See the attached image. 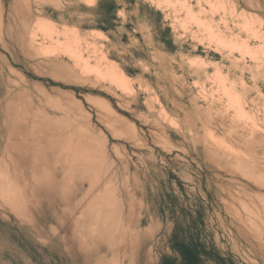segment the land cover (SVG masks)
<instances>
[{"label": "rangeland", "instance_id": "1", "mask_svg": "<svg viewBox=\"0 0 264 264\" xmlns=\"http://www.w3.org/2000/svg\"><path fill=\"white\" fill-rule=\"evenodd\" d=\"M0 108V264L103 239L101 264H181L173 241L264 264V0H0ZM7 123L69 161V220L13 209Z\"/></svg>", "mask_w": 264, "mask_h": 264}, {"label": "bare ground", "instance_id": "2", "mask_svg": "<svg viewBox=\"0 0 264 264\" xmlns=\"http://www.w3.org/2000/svg\"><path fill=\"white\" fill-rule=\"evenodd\" d=\"M39 29H40V27H39ZM35 30L36 31L38 30L37 29V25H36V29ZM40 30H38V32H40V34H41ZM42 30H44V28ZM33 31L34 30H32L30 32H33ZM48 32H50V31L48 30ZM28 35L30 36L32 34H28ZM41 35H42V37H44L43 34H41ZM32 38L34 39L35 37L33 36ZM32 38H31V40H32ZM38 38L40 39L39 35H38ZM27 39H29V38H27ZM32 41H34V40H32ZM27 43L28 44L30 43V39H29V41H27ZM31 44H33V42ZM39 49H41V48H39ZM26 53H27V55H29L28 54L29 51L26 52ZM43 54H44V52H43ZM4 106H5V104H4ZM11 108H12V106H11ZM12 109H11V111H13ZM0 110H1V108H0ZM3 113H5V112H3ZM14 115L16 116V114H14ZM16 117H18V116H16ZM20 121H22V120H20ZM30 121H32V120H30ZM8 122L10 123V121H8ZM24 123H26V122H24ZM14 124H11L9 126L8 123H7V125H8L7 126V131L5 132L6 133V135H5L6 137H5L4 144H3L2 148H1V150L3 152V149H4V151L7 152V159L9 161L10 169L13 171L12 174L15 175V178H13V182L15 183V185H18V184L22 183V186L24 188V194L23 193L21 195L19 193L17 194L16 190H10V189L7 188L8 189L7 191H10L9 194L12 197V198L11 197L9 198L7 196V199H11L12 204H14L13 205V209H15V212L21 217H25L27 215L26 212L28 211L29 215H32L34 217H36L39 213L44 212L45 213L44 219H43V217H41L40 214L37 216V220L39 222L46 221V222L54 223V221H55L56 223H61L64 219L69 220V207L66 206L65 209H63V208L61 209L60 213L62 215H59V214L55 213V209H56L55 208L56 207L55 206V201H57L58 198L62 199V202H60V203H62L64 205L65 204H69V186H68V183L65 182V177L64 176L62 177V173L66 169V165H67L66 162L68 163L69 161H65L64 158H61L60 161H59V164L57 165L56 163H54V162H57V160L54 159L53 157L60 156L59 153H56V154H54L52 156H51V153H49L48 155H44V154L41 155L42 154L40 152L41 148L39 146L41 145L42 142H45L47 144L48 143V138H46L44 135H40V133L36 132L34 127H33L34 125H32V124L29 125V126H31V128H28V126L26 125L27 127H22L20 131H16V129L14 128ZM2 125H4V124H2ZM21 126H23V125H21ZM0 128H2V126ZM5 128H6V126H5ZM1 131H2V129H0V133H1ZM101 156H104V155H101ZM101 160H99V161H101ZM44 166L47 167L50 170V173H46V171L44 170ZM43 180H46V182L44 183ZM10 186L13 187V185H10ZM87 192H88V190H87ZM130 196H131V194H130ZM41 197H42V200H41ZM19 198H20L21 204H17V201H18ZM43 198H45L46 201H47L46 206L43 205V201H44ZM11 202H8V204H11ZM79 202H80V200H79ZM115 204H117V203L115 202L114 205ZM99 206L102 207V205H99ZM128 210H130V209H128ZM35 224H36V222H35ZM90 228H92V227H90ZM66 231H67V228L65 227V232ZM94 231H95V228H94ZM49 232H52V229ZM101 232L102 231H100V233ZM66 233H68V232H66ZM96 233H97V231H96ZM117 235H119V234H117ZM100 240L101 239H99L98 241H100ZM107 242L108 241L106 239H103L101 242H99V244H97L94 247L95 249L96 248L97 249L100 248L101 251L102 250H106L107 254H105V256L102 257L100 254L98 255V254H95L94 252L93 253H89V254H85V255H83L81 257V260L83 261V264H101L102 261L104 260L103 258H105L106 255L111 256L110 253H113V251L115 249H113L112 247H109L111 245H109ZM131 247H132V245H131ZM124 248H125V246H124Z\"/></svg>", "mask_w": 264, "mask_h": 264}, {"label": "trees", "instance_id": "3", "mask_svg": "<svg viewBox=\"0 0 264 264\" xmlns=\"http://www.w3.org/2000/svg\"><path fill=\"white\" fill-rule=\"evenodd\" d=\"M75 89L74 87H70ZM200 243L178 242L173 241V247L176 248L180 253L181 264H201L202 259L212 258L211 252L205 251L199 248ZM201 247V246H200ZM217 262H222L223 264H232L231 261H226L221 257H215ZM163 264H171L170 262H165Z\"/></svg>", "mask_w": 264, "mask_h": 264}, {"label": "crops", "instance_id": "4", "mask_svg": "<svg viewBox=\"0 0 264 264\" xmlns=\"http://www.w3.org/2000/svg\"><path fill=\"white\" fill-rule=\"evenodd\" d=\"M131 3L123 4L121 8L118 9L117 16L125 15L126 16V10L125 7L130 6Z\"/></svg>", "mask_w": 264, "mask_h": 264}]
</instances>
